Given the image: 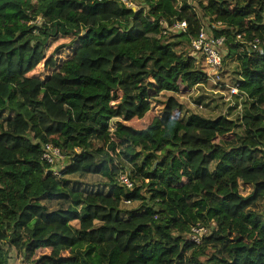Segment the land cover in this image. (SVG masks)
Returning <instances> with one entry per match:
<instances>
[{"label":"trees","instance_id":"obj_1","mask_svg":"<svg viewBox=\"0 0 264 264\" xmlns=\"http://www.w3.org/2000/svg\"><path fill=\"white\" fill-rule=\"evenodd\" d=\"M28 2L0 0L26 48L0 62V264H264V0ZM201 27L235 61L225 112L176 96L209 78Z\"/></svg>","mask_w":264,"mask_h":264},{"label":"rangeland","instance_id":"obj_2","mask_svg":"<svg viewBox=\"0 0 264 264\" xmlns=\"http://www.w3.org/2000/svg\"><path fill=\"white\" fill-rule=\"evenodd\" d=\"M41 1L42 0H29L27 6L28 9L31 10ZM130 1L134 6L137 3V0ZM61 41H66V37H58L56 40H54L48 48L47 53L49 54L51 48ZM24 49L26 48H23V46H20L18 49H12V46H1L0 62L2 63V67H6L8 71L11 69H16L19 66L17 56L20 54L22 58V53ZM219 50L223 52L224 60L223 63H221L216 70L210 69L206 62L203 65L204 69L208 71V80L206 82L195 85L187 92L183 91L176 93V96L186 105L204 114H215L218 112H225L229 110L228 107L230 105H233L235 103L233 96H231V93L235 92H232L231 86L233 84L232 82H230V79L232 77L231 70L235 65V61L231 57H226V51L224 46H220ZM195 53L197 54L198 51ZM200 55L197 56L199 57ZM86 56L90 57L89 59L92 60L89 54H86ZM44 61L45 56L41 60V62L38 63V67L42 66L44 64ZM20 63L21 65H26L24 63V60H22ZM200 96H203L205 101H199ZM242 98L243 97L241 96L239 100L241 101ZM237 108L241 109V106H237ZM231 111L233 114L234 109H232ZM149 117L150 114H144L141 117H134L130 119V122L135 126H143L148 122ZM67 161V158L64 156L63 159L60 161L59 165L65 164L67 163ZM21 258V254H18L17 256L14 255L12 262L14 264H20L22 262ZM40 264H48V260L45 259Z\"/></svg>","mask_w":264,"mask_h":264},{"label":"built area","instance_id":"obj_3","mask_svg":"<svg viewBox=\"0 0 264 264\" xmlns=\"http://www.w3.org/2000/svg\"><path fill=\"white\" fill-rule=\"evenodd\" d=\"M128 5H132L130 0H121ZM169 30L176 29H185V21H175L171 24L164 22ZM240 37V35H238ZM223 37H214L209 34L204 28H199L197 34L191 39V47L194 51H198L205 55V62L210 69L216 70L223 59V52L219 50L220 46H224ZM193 53V51H192ZM232 92H237V86H231ZM42 157L48 161L55 172H57V166H59L60 161L63 159L64 155L62 150L57 145L52 144L51 142H46L43 144ZM120 182L124 183L127 186H131V182L128 180V177L125 173L119 175ZM204 230L203 227L194 229L197 234H200ZM21 264V263H20ZM22 264H28L27 261L22 262Z\"/></svg>","mask_w":264,"mask_h":264}]
</instances>
